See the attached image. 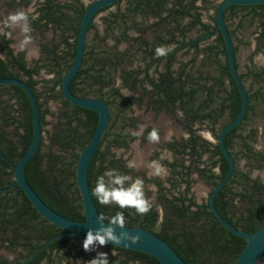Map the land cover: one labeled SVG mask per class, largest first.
<instances>
[{"label": "trees", "instance_id": "trees-1", "mask_svg": "<svg viewBox=\"0 0 264 264\" xmlns=\"http://www.w3.org/2000/svg\"><path fill=\"white\" fill-rule=\"evenodd\" d=\"M123 1L95 15L82 66L70 84L73 94L104 100L112 110L109 127L90 166V189L108 169L127 175L133 172L126 167L128 159L114 151L115 147L127 149L138 138L131 134L138 129L133 102L140 106L147 100L148 107L158 113L162 110L173 116L181 113L182 120L178 122L188 128L190 137L178 144L176 153L180 157L170 163L169 178L143 180L145 194L153 204L148 214L140 216L131 209L102 206L93 199L100 214L112 216L123 211L125 226H140L153 232L188 264H233L244 251L246 240L224 228L208 203H199L193 192L197 182L194 175L215 187L230 168L219 143L203 139L196 133L200 129H195V124L204 125L218 141L220 131L238 116L242 105L240 92L228 71L223 37L220 32L216 33L217 5L211 7L212 0H128V5L122 8ZM33 3L34 12H27L30 19L34 17L32 29L59 30L61 41L51 47L44 45V58L28 66L25 53H16L11 47L12 38L5 28V33L0 31V77L24 81L40 101L44 136L39 151L26 167L29 184L54 211L72 220L84 221L76 163L94 134L99 116L71 104L63 95L62 80L74 63L81 20L91 3L10 0L9 6L29 8ZM113 8L116 10L103 18L101 30L97 17ZM147 19H152L150 25ZM225 19L240 71V48L251 43L244 35L246 31H251L256 38L258 49H264V4L230 6ZM148 33L151 38L147 37ZM210 39V44L202 45ZM111 41L115 44H110ZM158 46L167 48L165 56L155 55ZM42 71L53 77L39 81ZM248 75L258 88L252 93L251 86L248 113L226 137L236 165L245 159L246 167L237 168L216 195L215 205L235 228L255 233L264 224V181L252 177V170L256 164L261 166L264 156L252 145L256 130L251 129L245 136L240 132L252 124L253 116L264 117V71L259 74L250 69ZM240 76L244 80L242 73ZM39 84H42L40 89ZM124 89L132 95L124 94ZM51 101L61 103L59 114L50 110ZM49 117L56 118V123ZM32 140L29 98L18 86L0 85V154L16 164ZM13 182V169L0 155V250L9 249L17 254L11 261L0 256V264H87L96 256L83 250L86 234L65 235L44 247L51 239L70 231L42 218L18 186L2 191ZM149 184L154 186L153 190L148 188ZM100 248L105 249L110 264H161L142 252L111 245ZM112 251L117 252L115 257L110 255ZM263 259L264 255L258 264Z\"/></svg>", "mask_w": 264, "mask_h": 264}, {"label": "water", "instance_id": "water-1", "mask_svg": "<svg viewBox=\"0 0 264 264\" xmlns=\"http://www.w3.org/2000/svg\"><path fill=\"white\" fill-rule=\"evenodd\" d=\"M120 1L122 0H94L90 4L81 20V26L79 29L77 40V52L74 63L66 72L62 80L63 95L71 104L81 108L92 110L96 112L99 116L98 125L94 131V134L86 145V147L80 153L79 160L76 163V182L78 185L79 196L82 200L85 216L84 221L72 220L54 211L42 200V198L29 184L25 173L26 167L29 161L39 151L44 136L41 125L40 101H38L33 89L24 81L17 78L0 77V85H15L20 87L25 92L31 103L33 125L32 143L26 153L22 156V158L19 159L16 164H13L4 155L0 154L2 158L5 159L11 165L14 172L13 184L8 189H4L2 191L7 192L11 188L18 186L19 189L24 192L34 209L37 211V213H39L42 218L59 228L70 231V233H65L51 239L46 245H44V247H47L49 244L53 243L58 238L63 237L65 235L86 234L89 228L95 229L101 226L97 219L98 215L101 214L93 199V196L91 195V189L89 185V171L94 155L98 147L100 146L104 135L109 127L112 110L109 104L104 100L73 94L70 89V84L73 78L78 74L82 66L83 59L86 53V44L88 40L89 28L95 15L103 8L111 6ZM215 4L217 5L216 33L220 32L223 37L228 59V71L231 73L235 84L240 92L242 105L238 116L220 131L218 137L219 146L221 148L222 153L228 159L230 168L226 176L215 187H211V195L209 198L208 208L212 211L214 216L218 219V221L224 228H226L230 233L246 240V247L244 251L233 264H258V262L264 255V224L255 233H249L247 231L235 228L218 211L215 205V197L219 193V191L223 189V187L231 180L232 176L237 170L236 160L234 156L230 153L226 145V137L233 129L237 128L243 122L248 113L250 105V97L248 90L243 82L242 77L240 76V71L238 70L236 65L237 58L235 55V47L231 34L229 32V28L226 23L225 12L230 6L233 5H262L264 4V0H220L216 1ZM106 223L107 222L105 221V226H107ZM121 231L122 230L120 228H116L117 234H119ZM124 231H127L130 237L135 239L136 242L132 243L131 241H128L119 245H109L114 246L116 248L134 250L148 254L149 256L156 258L161 264H188L178 255V253L171 247V245H169L168 242H166L153 232L140 226H125Z\"/></svg>", "mask_w": 264, "mask_h": 264}, {"label": "flooded vegetation", "instance_id": "flooded-vegetation-1", "mask_svg": "<svg viewBox=\"0 0 264 264\" xmlns=\"http://www.w3.org/2000/svg\"><path fill=\"white\" fill-rule=\"evenodd\" d=\"M63 0H57L58 2H61ZM85 3L89 4L91 3L90 0H83ZM212 4L211 7L215 5L216 0H212ZM9 2L10 0H0V6H3V12L0 11V31L2 33H5V27L3 24L4 19L11 13H15L17 11H24L25 13H32L35 10V6L34 3L29 7V8H19V7H15V8H11L9 6ZM9 32H11V35L8 34V37L12 38V44L11 47L15 50L16 53L19 52H24L25 53V58L26 61L28 63V66H32L34 65V62L36 60H39L41 58H44V45L48 44L50 47L53 44L59 43L61 41V35H58V33H60L59 30H55L53 29H49V30H36V31H32V37H33V41H38V46H36L37 51H34V49L32 48H26V49H21L20 47V41L22 39V35L19 31V29L16 30H10ZM51 35V36H50ZM133 35L137 36V33H134ZM146 36V35H145ZM144 36V37H145ZM148 38H151V34H147ZM88 41V40H87ZM110 44H115L114 41L109 42ZM255 46H254V50L252 51V54L248 56V60L246 63V67L244 68V70H241V65H240V73H242L244 75V84L248 90H251V86L253 85V90H251L252 93H255L256 89L258 88L256 83L254 82V79H252L248 74V71L250 69H253L254 71L257 70L259 74H262V71H264V65H257L256 63V58L258 57V55H263L264 56V49H258V45L256 43V39H255ZM123 45V44H122ZM125 47H127V45H131L130 44H124ZM253 45V43H252ZM247 45H245L246 47ZM64 45H61V49H64ZM121 48V47H120ZM132 48V47H131ZM123 49V48H121ZM133 51V49H131V52ZM42 75H45V77H47L48 74L45 73V71H42L40 76L38 77V80L41 81L43 79ZM49 77H53V75H49ZM49 77L47 79H49ZM262 77H259V79H261ZM42 86V84H39V89ZM44 98V97H43ZM54 102H50L49 103V108L50 110L54 113V114H59L60 110H61V103L59 102V110L58 113H56L53 108ZM251 103V102H250ZM250 106V105H249ZM132 107L135 108H140V109H145L146 112H152L153 114H155V118H153L149 123H143V120L140 116L135 115V117L138 119L137 122V130L135 131H139L142 132L143 135L138 137L136 140L131 141L129 143V147L127 149L124 148H118L115 147L114 151L116 152V154L118 156L122 155V153H124V156L126 159L128 160H135L136 162V167L133 169V172L130 174L132 177H134V175H137L136 177H139L143 180L145 179H152V178H160V179H166L169 178L171 176V170H170V163L174 162L176 158H179V154L176 153L177 148L179 147V143L182 141L187 140L190 137V133L188 131V128L185 127L184 124H181L178 122L179 120H182V114L179 116V112L176 113V115H172L170 113H168L166 110H162L159 113L156 112L155 110H153V108L148 107V101L144 100L142 105H138V102H133ZM249 110V109H248ZM164 115V116H169L172 117L176 123H178L185 132H187V136H177V133L175 130L170 131L168 129H163L162 125H164L163 123H161V119L160 116ZM260 116V115H259ZM257 116H253V121L252 124L250 125H246L240 132L241 135L245 136L248 134V132L251 131V129H255L257 132V137L255 138V141L252 142V145L255 149V151L257 153H261L264 156V117H259ZM54 118V117H53ZM51 117H49V119H53ZM57 121V120H56ZM53 122V121H52ZM181 122V121H180ZM56 123V122H54ZM154 123H156L157 125H155ZM159 124H162L161 126ZM146 125V126H144ZM199 126H201V124H195V129H198ZM157 128L159 130V136H160V141L159 143H155V144H151L148 142L147 140V135L148 133L152 130V128ZM151 128V129H149ZM201 129V128H200ZM201 130H198L196 133L198 135H200L203 139L207 140L208 142L212 143V144H217V139L213 136V134L209 131V135H211L213 138H215V141H212L206 137H204L201 133ZM134 132V131H133ZM210 136V137H211ZM239 141V140H237ZM235 151H237V149H235ZM231 153V152H230ZM232 154V153H231ZM233 155V154H232ZM141 158V160H140ZM205 158H208L207 156ZM159 161L160 164L163 166L165 172L167 174H161L160 176H155L152 174V169L150 167L151 161ZM246 162L247 160H242L239 163V166L237 165V168L242 167L240 169H243L244 167H246ZM261 166L258 167L257 164L254 165L253 170H252V177H260L263 181H264V158L260 164ZM216 172H219L218 169L215 170ZM194 178L196 179V183L201 182L205 187H207L209 189V193H208V198L200 201L198 200L199 203H205L207 202L209 205V198L211 195V185H208L205 180L201 179L197 174L194 175ZM152 185V184H149ZM196 185V184H195ZM194 185V187H195ZM153 186V185H152ZM154 187V186H153ZM194 187H193V192H194ZM149 188V187H148ZM150 189V188H149ZM195 193V192H194ZM196 195V194H195ZM197 198V196H196ZM105 249L104 248H98L94 250L93 254H97V252H104ZM5 252H7L10 255H13V257H7L5 256ZM90 253V252H89ZM91 254V253H90ZM91 254V255H93ZM117 254V252L112 251L110 253V255L112 257H115ZM0 256L4 257L7 260H15L17 254H15L14 252L10 251L9 249H2L0 250ZM94 258V257H93Z\"/></svg>", "mask_w": 264, "mask_h": 264}, {"label": "clouds", "instance_id": "clouds-1", "mask_svg": "<svg viewBox=\"0 0 264 264\" xmlns=\"http://www.w3.org/2000/svg\"><path fill=\"white\" fill-rule=\"evenodd\" d=\"M31 19H34V17ZM31 19L24 11H17L9 14L3 21L5 28L13 31L19 29L22 35L21 49H26L33 42ZM8 34L11 35V32ZM166 54L167 48L165 46H158L155 49L157 57ZM131 134L136 137L143 135L139 131H134ZM147 140L151 144L159 143V130L155 127L152 128L147 135ZM126 167L134 169L136 167L135 160H128ZM150 167L152 174L155 176H160L164 171L159 161H151ZM91 195L102 206L115 205L121 210L131 209L140 216L148 214L153 207L151 200L145 194L143 179L122 174L117 169H108L99 175L94 188L91 190ZM97 219L101 226L95 229L89 228L83 239L82 247L85 252H91L109 244L119 245L128 241L136 242L127 231H124L126 219L123 211H119L112 216L101 214L98 215ZM105 221H107V226H105ZM117 227L122 230L119 234L116 232ZM87 264H110L108 254L97 252L96 256L89 260Z\"/></svg>", "mask_w": 264, "mask_h": 264}, {"label": "rangeland", "instance_id": "rangeland-1", "mask_svg": "<svg viewBox=\"0 0 264 264\" xmlns=\"http://www.w3.org/2000/svg\"><path fill=\"white\" fill-rule=\"evenodd\" d=\"M216 1H220V0H216ZM126 2H127V0L123 1L122 6H121L122 8L125 7ZM2 9H3V6L1 5L0 6V11L3 12ZM111 11H115V8L111 9L108 12L102 13L97 18V22H98L97 24H99L100 26L101 25L104 26L103 18L106 17ZM100 21H101V23H100ZM244 35L247 38H250L251 43H250V45H247L246 47L242 46L240 48V51H239V62H240V65H241V70H244V68L246 67L248 56L252 54V51L254 50V46L256 45L255 44V39L256 38L252 35L251 31H246L244 33ZM211 42H212V39L203 42L202 45L205 46L207 44H210ZM252 43H253V45H252ZM120 47L124 49L125 45L123 44ZM255 61H256L257 65H264V56L263 55H258V57L256 58ZM42 77L43 78H48L49 75H47V77H45V75H42ZM52 108H53V110L56 113H58V110H59L58 102H54L53 105H52ZM134 115L140 116L142 118L144 124L147 123V122L149 123L153 118H155V114H153L152 112H146L145 109H140V108H135L134 109ZM160 119H161V123H163L164 125H162V124H159V125L160 126L162 125L163 129L165 128V129H168L170 131L175 130L178 137H180V136H185L186 137L187 136V132H185L184 129L178 123H176L175 120L172 117L161 115ZM56 120H57L56 118L51 119V121H53V122H56ZM154 124L157 125L156 123H154ZM144 126H146V125H144ZM199 129L201 130L200 133L204 137H206V138H208V139H210L212 141H215V138H213L211 135H209L210 133H209L208 129H206V127L204 125L199 126ZM122 155H124V153H122ZM140 160H141V158H140ZM239 168H242V167H239ZM163 174H167L165 172V170L163 171ZM148 187L150 189H152V190L154 189V187L152 185H148ZM194 192H195V194L197 196V199L200 200V201H203V200L208 198L209 189L207 187H205L201 182H198V183H196V185L194 187ZM90 253L93 254L94 250L91 251ZM5 256H7L9 258L13 257V255L8 254L7 252H5ZM260 264H264V259H263V261Z\"/></svg>", "mask_w": 264, "mask_h": 264}, {"label": "crops", "instance_id": "crops-1", "mask_svg": "<svg viewBox=\"0 0 264 264\" xmlns=\"http://www.w3.org/2000/svg\"><path fill=\"white\" fill-rule=\"evenodd\" d=\"M122 3H123V2H122ZM127 5H128V0H127V2H126V4H125V7H126ZM121 6H122V4H121ZM121 6H120V7H121ZM125 7H124V8H125ZM115 10H116V8H115ZM100 15H101V14H100ZM100 15H99V16H100ZM99 16H98V17H99ZM98 17H97V18H98ZM96 22H97V19H96ZM151 22H152V19H147V20H146L147 25H150ZM97 23H98V22H97ZM100 23H101V21H100ZM103 28H104V26L101 25V26H100V29L102 30ZM92 34H93V32H91L90 34H88V40L90 39V37H92ZM50 36H51V35H50ZM36 46H38V41H35V42L33 41L30 45H28V48L30 47V48L34 49V51H37L38 48L36 49ZM130 53H133V51H132V52L130 51ZM136 60H137V59H136ZM134 64H137V61L134 62ZM123 91H124V94H126V95H132V93H131L130 91H128L127 89H124ZM58 103H59V102H58ZM180 115H181V113H179V116H180Z\"/></svg>", "mask_w": 264, "mask_h": 264}]
</instances>
